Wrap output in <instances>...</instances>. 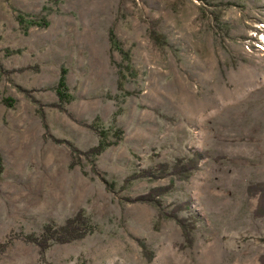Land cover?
Returning <instances> with one entry per match:
<instances>
[{"label":"rangeland","instance_id":"374dc122","mask_svg":"<svg viewBox=\"0 0 264 264\" xmlns=\"http://www.w3.org/2000/svg\"><path fill=\"white\" fill-rule=\"evenodd\" d=\"M17 13L48 25L23 31ZM110 30L136 72L122 91ZM95 130L112 145L93 162L70 152ZM194 155L186 180L159 175ZM0 157V264H260L264 0H0ZM77 214L81 239H28Z\"/></svg>","mask_w":264,"mask_h":264},{"label":"trees","instance_id":"16d2710c","mask_svg":"<svg viewBox=\"0 0 264 264\" xmlns=\"http://www.w3.org/2000/svg\"><path fill=\"white\" fill-rule=\"evenodd\" d=\"M18 26L25 31L28 27H46L48 22L46 21L45 17L35 16V15H24L21 13H17L15 17ZM107 41L109 44V49L112 52H116L120 57V60L123 64L117 65V88L118 90L122 91V84L124 81L128 79H134L136 76L135 70L131 68L129 64V53L128 50L124 49L123 45L115 38L112 31H108L107 33ZM54 95L57 100V106L60 111H64V108L70 103L71 98L69 95L68 87L66 84V70L64 68H60L58 72V76L53 88ZM124 95H129L127 92H123ZM2 103L7 107H12L14 101L10 98L3 99ZM95 134L98 138L96 145L89 148L85 152H78L72 146H69L70 152L73 154H79L80 156L85 157L88 162H93L94 158L97 157L106 147L112 145V142H106L105 136L102 131L95 130ZM120 132L118 130L112 133L113 138L118 139ZM198 155H194L190 160L184 161L181 160L179 163L173 162L172 165H160L157 170L161 177L166 175L170 176H177L181 180H186L190 175L193 169L196 168V165L199 160ZM2 173V163L0 157V174ZM103 181V180H102ZM104 182V181H103ZM108 187H111L110 184L104 182ZM164 190L162 188L159 189H152L147 194L141 197L135 198L134 201L141 202V203H151L154 202V196L162 195ZM263 200V196H261ZM264 207L261 205L255 210V214L260 217H264ZM172 217L178 225L185 231V224L184 221L181 219H175L174 215ZM193 222H195V217L192 216ZM43 232L41 233L40 237L37 239H32L29 236V240H32L35 246L38 249V252L44 253L50 246L51 243L56 244H65L71 243L73 241L81 239L85 233L90 231V227L88 226L87 222L84 218L81 217L80 214H77L74 218L66 220L62 226H57L56 228H52L49 225H45L43 227ZM4 249V246L0 244V252ZM260 264H264V257L260 258Z\"/></svg>","mask_w":264,"mask_h":264}]
</instances>
